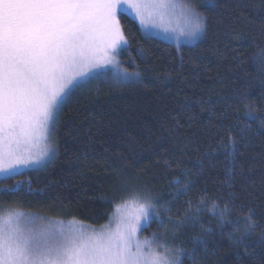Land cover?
<instances>
[{
  "label": "trees",
  "instance_id": "obj_1",
  "mask_svg": "<svg viewBox=\"0 0 264 264\" xmlns=\"http://www.w3.org/2000/svg\"><path fill=\"white\" fill-rule=\"evenodd\" d=\"M210 1L199 7L203 38L179 48L119 15L130 44L121 71L139 78L95 77L65 98L54 158L0 180V213L11 207L98 227L117 206L151 200L173 223L183 264H264V130L259 121L234 127L248 101L264 117V0ZM225 203L233 219L251 209L259 227L230 237L213 214Z\"/></svg>",
  "mask_w": 264,
  "mask_h": 264
},
{
  "label": "snow or ice",
  "instance_id": "obj_2",
  "mask_svg": "<svg viewBox=\"0 0 264 264\" xmlns=\"http://www.w3.org/2000/svg\"><path fill=\"white\" fill-rule=\"evenodd\" d=\"M174 7L173 0H0V172L40 165L45 157L55 154L45 148L33 155L31 146L38 136L47 138L65 98L90 82L85 78L92 69L114 65L111 53L130 46L121 25L122 11L131 9L145 27L151 24L167 30L165 10ZM148 8L155 11L160 23L153 12L146 13ZM182 15L180 32L190 42L198 41L207 30V17L190 6L182 8ZM259 60L264 66V52ZM139 76L126 69L113 74L118 82ZM245 107L234 127L246 130L259 121L264 130V117L258 115L255 103L248 101ZM231 142L234 147L235 141ZM188 187L190 184H185L183 194ZM187 203L191 208V201ZM215 207L219 209V205ZM154 209L153 204L139 203L114 231L99 233H85L73 225L58 230L24 229L21 214L10 213L0 217V264H183L184 249L169 255L166 243H158V248L165 249L159 251L149 241L135 239L146 226L144 221L156 215ZM213 214L222 230L232 229L230 237L241 233L238 238L243 239L259 227L251 209L233 219L232 209L225 203ZM191 219L195 221L196 215ZM160 223L163 226V219ZM53 235L60 239L51 242ZM196 243L205 241L201 238L194 246Z\"/></svg>",
  "mask_w": 264,
  "mask_h": 264
},
{
  "label": "rangeland",
  "instance_id": "obj_3",
  "mask_svg": "<svg viewBox=\"0 0 264 264\" xmlns=\"http://www.w3.org/2000/svg\"><path fill=\"white\" fill-rule=\"evenodd\" d=\"M175 7L165 10V25L167 27V30H165L164 27H153L151 24H149L147 27L144 25H141L139 20L136 18L134 13L131 9H128L126 12L122 11L120 14H125L130 19L136 22V24L139 26L141 32L147 36V37H153L156 39H159L165 43H168L170 45H173L176 48H179L181 46H191L196 43H198L203 36L196 42H190L186 36H184L180 29L184 26V16L182 15V8L185 6L194 7L199 11V7L207 3L208 5L211 3L210 0H173ZM147 12H153V18L156 20V23H160L159 17L156 16L155 11L151 8L146 9ZM119 14V15H120ZM175 29V30H174ZM125 47H118L115 51L111 53V55L114 58V65H102L99 68H94L91 71L90 77H86L85 79H92L95 77L104 76L107 74H114L121 72V66H120V60H119V54ZM115 65H118L116 67ZM98 74V75H97ZM45 148H48L51 152L54 150L55 153V144L53 139V127H50V131L47 134V138L45 139L43 136H38L36 138V141L31 146V152L33 155L39 154L41 151H43ZM54 155H50L48 157H45L40 165L36 164H29V165H20L16 167L12 172L10 173H4L0 172V180L9 178L15 175H18L20 173L30 171V170H40L47 166L48 163L54 158ZM139 203H154L151 200H145V199H133L130 201L125 202L122 205H119L115 208L111 219L109 222L102 226H90L88 224L76 221V220H58L51 217H48L46 215H42L33 211H27V210H21V209H15V208H5L0 213V217H7L10 213H20L21 219H20V226L24 229H30L33 231H41L43 229L52 228V229H60V228H67L69 225H73L76 227H82L85 233L89 232H110L114 231L118 224L121 223L122 218H124L127 214L133 213L136 211V208L138 207ZM154 212L156 215H154L151 219L144 221L145 227L139 230L136 234L135 239H138L140 241H149L152 244L153 248H157L159 251H165L163 248H158L159 244H165L166 243V251L167 254L171 255L173 253H177L176 250H174V247L172 245V233L169 229L170 226L173 223L168 222L166 218L162 217L156 208L154 209ZM30 218H32L30 220ZM163 219L164 223L163 226H161L160 220ZM153 221L157 222L156 226H151V223ZM153 234H156L154 237ZM60 239L59 235H53L51 237V242H57Z\"/></svg>",
  "mask_w": 264,
  "mask_h": 264
}]
</instances>
